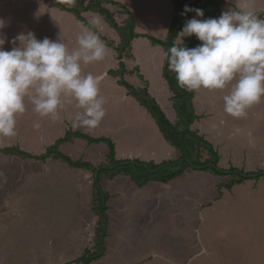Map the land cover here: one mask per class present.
Listing matches in <instances>:
<instances>
[{
  "label": "rangeland",
  "instance_id": "1",
  "mask_svg": "<svg viewBox=\"0 0 264 264\" xmlns=\"http://www.w3.org/2000/svg\"><path fill=\"white\" fill-rule=\"evenodd\" d=\"M51 1L13 0L17 7L0 9V18L7 25L3 29L8 38L5 50L13 47V37L28 31L39 40L62 37L69 50L79 47L78 35L90 27L66 12L58 16L56 11L37 13L38 9L50 8ZM114 1L134 13L140 34L165 37L172 0ZM6 3L10 1L0 0L1 7ZM20 5L29 7L30 13ZM105 6L122 23L120 7L114 3ZM247 7L264 13V0H229L222 10ZM10 13L12 20L7 18ZM82 15L96 22L91 24L101 39L118 42L116 31L100 14L87 11ZM182 38L180 33L176 42ZM106 46L104 60L81 65L83 74L102 77L100 95L106 114L96 128L79 124L76 117L83 109L70 94L62 97L64 107L55 120L34 112L26 97V111L17 117V135L0 136V148L17 147L40 155L71 128L112 139L119 160L151 164L175 158V149L163 140L149 112L118 84L119 77L109 72L117 69V58L113 48ZM131 48L129 58H123L128 69L125 80L134 87H146L148 95L174 120L173 93L161 75L163 48L142 36ZM229 91L230 86L194 91L192 101L199 118L190 128L214 145L219 168L233 167L243 173L264 170V152L258 150L264 140V105L259 106V116L256 107L244 118H235L224 111L222 97ZM37 123L38 128L33 126ZM251 129L248 138L246 133ZM58 148L73 160L90 162L95 169L108 163V148L103 142L88 144L85 139L72 137ZM201 156H207L206 151L202 150ZM94 175L55 157L37 161L0 153V264H83L75 261L86 251L100 255L86 264H264V175L227 188L224 183L232 177L193 168L168 184L151 182L138 188L129 177L104 174L100 186L108 199L100 252L103 220L101 223L92 184Z\"/></svg>",
  "mask_w": 264,
  "mask_h": 264
},
{
  "label": "clouds",
  "instance_id": "2",
  "mask_svg": "<svg viewBox=\"0 0 264 264\" xmlns=\"http://www.w3.org/2000/svg\"><path fill=\"white\" fill-rule=\"evenodd\" d=\"M61 2L74 6L76 0ZM188 12L196 16L186 21L182 36L194 34L201 43L193 48L174 43L165 53L169 71L175 73L178 87L190 92L230 86L222 97L224 111L244 118L247 109L264 98V18L252 7L230 8L207 19L196 18L204 16L200 8L185 5L181 15ZM6 26L0 18V136L17 135V117L26 111V97L34 112L55 120L64 107L62 97L70 94L83 109L76 117L79 124L96 128L106 114L102 77L83 74L81 65L107 55L97 31L84 28L77 37L79 47L73 50L62 37L39 40L32 31L20 32L10 41L11 50H5Z\"/></svg>",
  "mask_w": 264,
  "mask_h": 264
},
{
  "label": "trees",
  "instance_id": "3",
  "mask_svg": "<svg viewBox=\"0 0 264 264\" xmlns=\"http://www.w3.org/2000/svg\"><path fill=\"white\" fill-rule=\"evenodd\" d=\"M108 3L116 4L123 11L121 12L122 14H124L122 23L117 22L116 18L114 17V13L111 12L107 6H105ZM228 3L229 0H172L173 12L171 16L170 26L167 35L164 38L160 39L155 36L138 33L136 31V21L134 13L120 2L114 0H76L74 6H68L66 3H62L61 0L51 1V6L58 10L71 13L74 17L81 20L85 25L92 28L94 31H97L96 28L82 15L84 12L93 11L100 14L104 21H106L108 25L116 31L118 42L111 41L105 37L102 38L105 44L112 47L116 52L117 69H111L109 70V72L113 76H118V84L125 87L129 94H131L137 100L139 105L143 106L149 112L164 140L176 151V156L172 160L164 159L159 163H146L148 167L141 165L145 162L139 161L138 159H135V162L138 164H133L131 162L126 163L127 161H130L128 158H125L124 160L115 158V143L112 141V139L105 136L94 137L86 133H82L78 130H72L71 128H68L65 134L62 137H58L53 144H51L50 146L48 145L45 152L41 153L40 155L35 154V152H26L17 147L5 146L0 148L1 154H12L17 155L21 158H29L37 161H45L49 157H55L67 163L71 167L83 168L88 172H94L95 174L97 169L92 167L90 162L73 160L69 156L65 155V153L60 151L58 146L63 142L69 141L72 137L85 139L88 144L99 142H103L106 144L108 148V154L106 156V158L108 159V163L101 164L102 168L99 169L97 178L93 176L92 182L95 195L97 196L96 199L99 202L101 223L103 220V223L100 226L98 241L100 245L99 252L102 246L100 241H102L105 234L104 232V234L101 236L103 231L102 228H105V211L107 209L105 202L108 199L107 194L102 191V188L100 186V180H102V176L104 174H107L110 177L124 175L126 177H129V179L138 188H142L151 182H159L163 184L169 183L171 180L175 179L178 176H181L186 171L193 169L185 160L180 162L179 164H171L179 161L180 159L188 158L194 165H203L206 163L218 165L219 156L213 144L209 142L204 136L198 134L194 129L190 128L194 121L198 120L199 118V116L195 114L194 104L192 101L194 91L190 92L178 87L175 73L169 71L168 69L165 53L174 43L180 46L184 45L188 48H193L201 43L194 34L192 36H184L181 41L176 42L186 21L196 16L195 12H188L185 15H181L185 5H188L191 8L202 9L204 11V16L196 18L207 19L215 18V15L219 14L221 11L223 12L222 5ZM262 14L264 13L259 12L260 17ZM139 36L146 37L149 39L152 45L161 46L163 48V64L161 75L166 81L169 89L173 93V95L171 96L172 109L174 110L176 118L172 121L167 117L166 113L161 108L159 103H157L153 97L148 95L146 87L143 89L134 87L124 78L126 73L125 69H127V66L123 58H129L128 55L131 54L132 49L131 42L133 39ZM202 150L206 151L207 156H204V158H202L201 156ZM164 163H167V165L158 169L157 171H150V169H155L157 166ZM199 170L209 171L215 176L232 177L229 182L224 185L227 188L231 187L234 184H239L246 179H249L245 176H241L239 173H232L231 175L223 174L222 172H219L212 167H207ZM228 170L234 171L239 169L229 167ZM261 171L263 170H258L257 172ZM251 173L254 172H248V174ZM99 256L100 255H98V252L88 253V251H86L84 255L80 256L75 262L80 263V261H82L83 264H86L90 260L98 258ZM86 258L88 259L87 262Z\"/></svg>",
  "mask_w": 264,
  "mask_h": 264
},
{
  "label": "crops",
  "instance_id": "4",
  "mask_svg": "<svg viewBox=\"0 0 264 264\" xmlns=\"http://www.w3.org/2000/svg\"><path fill=\"white\" fill-rule=\"evenodd\" d=\"M7 1H10V3H6L7 5L5 6V4L3 5V7H1V5H0V9L1 8H13V7H17L18 5H15L12 1L13 0H7ZM37 2V1H36ZM23 4V3H22ZM32 4H35L36 6H39V4L38 3H32ZM43 5L44 4H42L41 3V6L43 7ZM50 5V4H49ZM21 6V9H23L24 11L26 10V11H28L29 10V7H25V9H24V6H22V5H20ZM51 6V5H50ZM44 9V8H43ZM43 9H38L37 10V13H43V12H45L46 11V13H48V12H50L51 14L53 13V12H55L56 11V14H57V16L61 13V12H65V11H61V10H58V9H55V8H52V6L49 8V7H47V8H45V10H43ZM10 12H13V11H10ZM29 13H30V10H29ZM66 13H68V12H66ZM69 14H71V13H69ZM72 15V14H71ZM73 16V15H72ZM33 17V16H32ZM74 17V16H73ZM7 18L9 19V20H12V18H13V16L11 17V13H10V15H8L7 16ZM14 18H15V16H14ZM75 19H77L76 17H74ZM170 20L168 21V22H171V18H169ZM7 20V19H6ZM155 20V19H154ZM169 26H170V24H169ZM136 31H137V25H136ZM138 32V31H137ZM138 33H140V32H138ZM166 35H167V33H166ZM165 35V36H166ZM136 39V38H135ZM135 39H133L132 40V42H131V44L135 41ZM133 53V52H132ZM133 57H134V54H133ZM117 60V59H116ZM124 61H125V59H124ZM117 64V63H116ZM163 64V63H162ZM98 76V75H97ZM163 79V78H162ZM163 81H164V83H165V85H166V87H167V89H168V91H169V87H168V85H167V83H166V81L163 79ZM262 99H264V98H262ZM160 104V103H159ZM256 106H252V108L250 107V108H248L247 109V111L250 113V111H253V108H256L257 107V112H258V116L260 115V105H264V101H262L261 100V102L260 103H258V104H255ZM264 120V119H263ZM222 122V121H221ZM219 123H220V121H219ZM235 129H238L239 130V128L237 127V128H235ZM233 129H230V131H232ZM254 129H251L250 131H248L247 133H246V136L249 138L251 135V131H253ZM255 132L257 133V129L255 130ZM163 138V137H162ZM264 138V137H263ZM164 140V139H163ZM262 140V139H261ZM165 141V140H164ZM166 142V141H165ZM260 142H261V144H260ZM259 142V146H260V149L258 148V150H263V152H264V140H262V141H260ZM167 143V142H166ZM168 144V143H167ZM214 146V145H213ZM215 148V147H214ZM124 157V156H123ZM125 158V157H124ZM162 161V160H161ZM86 171V170H85ZM229 182V181H228ZM228 182H225L224 183V185L226 184V183H228ZM151 184V183H150ZM155 184H162V185H164L163 183H159V182H155ZM166 184H168V183H166ZM148 185V184H147ZM236 185V184H235ZM143 188V187H142Z\"/></svg>",
  "mask_w": 264,
  "mask_h": 264
},
{
  "label": "water",
  "instance_id": "5",
  "mask_svg": "<svg viewBox=\"0 0 264 264\" xmlns=\"http://www.w3.org/2000/svg\"><path fill=\"white\" fill-rule=\"evenodd\" d=\"M187 161L189 164H190V166L192 167V168H195V169H204V168H207V167H212V168H214V169H216V170H218L219 172H222L223 174H231V173H239L241 176H245V177H247V178H253V177H257V176H262V175H264V170L263 171H261V172H254V173H251V174H248V173H243V172H241V171H239V170H234V171H232V170H227V169H221V168H219L216 164H212V163H206V164H203V165H194L188 158H185V159H180L179 161H177V162H174V163H171V164H179L180 162H182V161ZM128 162H131V163H133V164H138V163H136L135 161H127L126 163H128ZM141 165H144L145 167H148L147 166V164H145V163H142ZM165 165H167V163L165 164H160L159 166H157L155 169H150V171H152V172H154V171H157L158 169H160V168H162V167H164ZM104 167V166H103ZM108 167V166H107ZM114 167V166H113ZM98 171H99V169H97L96 170V173H95V178H97V175H98Z\"/></svg>",
  "mask_w": 264,
  "mask_h": 264
}]
</instances>
